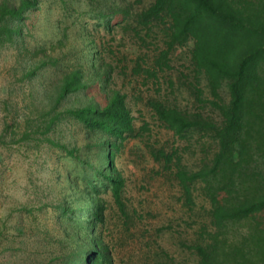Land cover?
<instances>
[{
    "label": "trees",
    "instance_id": "16d2710c",
    "mask_svg": "<svg viewBox=\"0 0 264 264\" xmlns=\"http://www.w3.org/2000/svg\"><path fill=\"white\" fill-rule=\"evenodd\" d=\"M38 3L0 1V48L22 39L23 16ZM114 13L123 19L130 9L119 7ZM135 20L146 29L159 28L164 38L154 71L168 67L172 50L191 44L195 83L188 86L197 101L205 103L197 88L202 78L211 96L206 104L218 115L215 122L165 101L148 104L156 121L175 136L198 131L215 147L195 170L182 164L177 149L149 151L160 172L176 182L187 208L193 207L195 192L209 205V227L201 228L190 248L195 264H264V0H151ZM90 44L95 60L96 48ZM55 67L56 100L13 121L8 140L10 154L27 159L29 168L39 166L43 153L52 164L47 182L56 198L45 207L54 211L61 226L60 245L57 251L44 247L43 252H30L29 264H113L104 240L109 204L113 221L124 219L127 225L128 219L122 200L125 180L116 159L125 141L140 131L120 91L107 95L101 86L103 104H65L68 97L85 93L90 82L106 84L107 71L89 78L80 67ZM140 70L137 65L135 73ZM222 89L227 100L220 96ZM102 196L109 197V203Z\"/></svg>",
    "mask_w": 264,
    "mask_h": 264
},
{
    "label": "rangeland",
    "instance_id": "374dc122",
    "mask_svg": "<svg viewBox=\"0 0 264 264\" xmlns=\"http://www.w3.org/2000/svg\"><path fill=\"white\" fill-rule=\"evenodd\" d=\"M10 1L18 4V0ZM150 3L39 0L38 8L23 16L22 39L14 46L0 48V264H29L30 252H43L44 247L57 251L60 245L61 226L54 211L45 207L56 198L54 187L47 182L52 164L43 153L39 166L29 168L27 159L11 155L8 148L13 121H22L31 109L48 107L56 100L55 65L80 67L89 78L107 71L106 84L90 82L85 93L68 97L65 104H103L101 86L107 95L120 91L140 131L135 139L125 141L124 151L116 159L125 180L122 200L128 219L127 225L124 219L113 221L109 204L104 240L112 251L113 264H195L190 248L199 239L201 228L209 227V205L195 192L194 205L187 208L176 182L160 172L149 151L177 149L182 164L195 170L202 159L210 158L215 147L198 131L183 138L175 136L156 121L148 104L165 101L215 122L218 115L206 104L211 96L202 78L197 88L205 103L197 101L188 86L190 81L195 83L188 55L190 43L169 53L167 68L153 70L155 58L164 50V38L159 28L146 29L135 20ZM119 7L130 9L127 18H117L114 11ZM88 41L96 48L95 60ZM137 65L141 70L135 73ZM220 96L227 100L224 89ZM101 155L105 163L104 150ZM102 197L109 203V197Z\"/></svg>",
    "mask_w": 264,
    "mask_h": 264
}]
</instances>
